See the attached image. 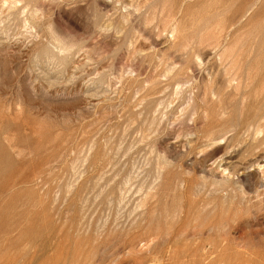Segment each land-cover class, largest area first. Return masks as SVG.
I'll list each match as a JSON object with an SVG mask.
<instances>
[{"label": "rangeland", "instance_id": "obj_1", "mask_svg": "<svg viewBox=\"0 0 264 264\" xmlns=\"http://www.w3.org/2000/svg\"><path fill=\"white\" fill-rule=\"evenodd\" d=\"M0 264H264V0H0Z\"/></svg>", "mask_w": 264, "mask_h": 264}, {"label": "bare ground", "instance_id": "obj_2", "mask_svg": "<svg viewBox=\"0 0 264 264\" xmlns=\"http://www.w3.org/2000/svg\"><path fill=\"white\" fill-rule=\"evenodd\" d=\"M16 3H17V2H16ZM16 3H15V4H16ZM20 3H21V2H20ZM17 5H18V4H17ZM233 222H234V221H233ZM230 225H231V224H230ZM201 227H202V226H201ZM208 227H209V226H208ZM184 231H186V230H184ZM187 231H188V230H187ZM200 231H201V230H200Z\"/></svg>", "mask_w": 264, "mask_h": 264}]
</instances>
